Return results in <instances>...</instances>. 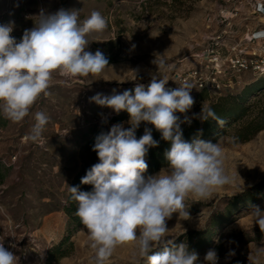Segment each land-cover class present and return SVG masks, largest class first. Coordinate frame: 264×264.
<instances>
[{"label": "rangeland", "instance_id": "obj_1", "mask_svg": "<svg viewBox=\"0 0 264 264\" xmlns=\"http://www.w3.org/2000/svg\"><path fill=\"white\" fill-rule=\"evenodd\" d=\"M224 1L0 0V24L14 21L12 35L17 40L25 29L34 26L41 9L49 14L61 8L81 9V18L96 10L108 23L107 29L87 49L93 53L99 49L108 59L109 66L101 75L70 79L54 75L48 89L50 94L42 95L22 122L14 123L0 114V238L19 257V264H92L94 251L89 247L87 230L83 224L74 229L63 210L68 186L89 160L90 153L83 147L92 131L107 132L117 123H123L125 128L130 125L127 112L123 116L122 111L116 114L90 98L97 93L107 96L125 90L134 93L138 84L147 86L151 75L158 71L156 59L166 62L161 75L170 81L185 58L206 44L211 31L216 29L215 25L207 29L206 18L214 16ZM133 69L138 71L134 80ZM262 80L264 73L246 72L232 89L198 93L186 114H176L182 121L187 116L191 123L202 105L207 107L221 96H238ZM258 94L259 102H264V91ZM255 98L250 96L246 104ZM255 108L241 123L255 114ZM36 111L50 117L42 143L27 139ZM241 123L225 124L224 132L213 142L222 138L225 166L235 177L234 183L219 189L210 200L193 203L188 199L191 219L174 213L167 221L176 244L186 242L188 233L209 231L210 243L196 252L197 264H205L204 257L212 248L217 250L218 264H251L249 255L264 244V233L248 215L253 206L264 210V190L250 197L248 203L243 199L264 183V130L249 141L239 142L236 131ZM147 124L150 123L142 122L140 127ZM235 197L242 198L240 207L226 219L220 216ZM161 250L153 249L149 255ZM230 250L235 251L234 256H228ZM105 264H147V261L134 256L133 246L126 244L118 247Z\"/></svg>", "mask_w": 264, "mask_h": 264}, {"label": "clouds", "instance_id": "obj_2", "mask_svg": "<svg viewBox=\"0 0 264 264\" xmlns=\"http://www.w3.org/2000/svg\"><path fill=\"white\" fill-rule=\"evenodd\" d=\"M80 12L81 9L61 8L49 14L41 9L34 26L25 29L19 40L12 35L14 21L0 24V114L6 119L19 123L29 116L41 96L50 94L54 75L66 79L98 76L109 66L102 51L87 50L107 29L106 18L96 10L81 18ZM154 63L158 71L151 75L147 86L138 84L134 93H97L90 98L116 114L126 111L130 125L125 128L123 123L114 124L95 137L92 150L99 162L81 178V184L93 186L91 192L68 186L70 198L78 205L76 215L94 251L92 264H105L118 247L126 244H131L134 256L147 264H197L198 254L190 251L186 242L175 243L167 221L174 213L191 219L188 199L193 203L210 200L219 189L234 183L235 177L225 166L222 138L216 143L183 139L181 124L190 120L185 116L182 121L176 113L186 114L192 108L194 99L190 93L194 86L181 82L176 89H166L169 79L161 75L166 62L156 59ZM132 71L134 80L138 71ZM198 118L224 123L211 107L203 105ZM34 120L27 139L42 143L50 117L36 111ZM142 122L154 125L161 139L171 145L164 154L167 165L147 177L143 175L148 169L146 156L159 141L148 128L137 139L136 130ZM248 215L264 233V210L253 206ZM3 239L0 238V264H19V257L4 246ZM156 248L162 250L149 255ZM234 255V250L228 252V256ZM218 259L217 250L212 248L204 262L218 264ZM248 260L260 264L264 244L257 246Z\"/></svg>", "mask_w": 264, "mask_h": 264}, {"label": "built area", "instance_id": "obj_3", "mask_svg": "<svg viewBox=\"0 0 264 264\" xmlns=\"http://www.w3.org/2000/svg\"><path fill=\"white\" fill-rule=\"evenodd\" d=\"M206 24L216 29L197 53L185 58L166 89L187 82L194 86L193 97L232 89L246 72L264 73V0H225Z\"/></svg>", "mask_w": 264, "mask_h": 264}, {"label": "trees", "instance_id": "obj_4", "mask_svg": "<svg viewBox=\"0 0 264 264\" xmlns=\"http://www.w3.org/2000/svg\"><path fill=\"white\" fill-rule=\"evenodd\" d=\"M261 91H264V80L253 86H250L249 88H245L238 96L229 94L215 99L207 107H211L215 111L216 115L220 117L224 123L222 125H218L214 120L201 121L198 117H195L190 124H181L183 139L191 142L194 138H199L204 141L214 142L224 132L223 130L225 128V124H235L238 122L241 123L248 112L256 107L255 114L250 117L249 120L239 124V127L236 131V138L239 140V142L249 141L257 133L264 130V102L260 103L259 97H257L259 95L258 93H261ZM199 96L200 95H198L197 98ZM250 96L256 98L252 103L246 104ZM125 112L126 111H122L120 114L123 116ZM116 120L119 119L116 118ZM145 128L150 129L153 138L159 141V145L157 147L150 148L146 156L148 169L143 175L149 176L167 165L164 154L166 150L170 149L171 145L170 142L161 139L160 132L157 131L152 124L143 125L142 127L138 128L136 130L137 139H139L144 134ZM101 132L104 131L102 129L92 131L91 136L85 140L83 149L90 153L89 160L88 162L84 163V165L77 171L70 187L78 186L81 191L87 192H91L93 190L92 185L81 184V178L86 175L87 170H89L92 165L99 162L97 154L92 150V148L95 143V137ZM253 190L255 192L251 194V196H247L248 198H243L245 199V203L251 201L250 197H255L258 193L264 190V183L257 185L253 188ZM70 197L71 194L68 190L63 210L68 216L70 224H73L74 229H77L82 225V223L80 218L76 215L78 205ZM241 199L238 197L231 199V203L224 208L220 216L225 217L226 219L228 215L234 213V211L240 207L239 200ZM208 233V230L205 232L188 233L185 240L189 250L197 252L199 248L208 245L210 243ZM63 242H65V240Z\"/></svg>", "mask_w": 264, "mask_h": 264}]
</instances>
